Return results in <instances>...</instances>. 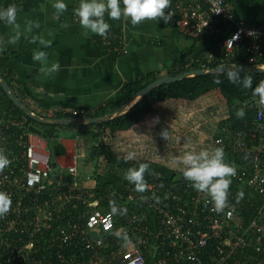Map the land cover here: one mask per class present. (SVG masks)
<instances>
[{
    "label": "built area",
    "instance_id": "obj_1",
    "mask_svg": "<svg viewBox=\"0 0 264 264\" xmlns=\"http://www.w3.org/2000/svg\"><path fill=\"white\" fill-rule=\"evenodd\" d=\"M167 11L184 34H221V45L206 53L208 59L214 58L219 49L224 55L247 51L252 53L251 64L264 66L257 60L264 54V21L239 19L230 0H174ZM108 35L102 39L109 43L107 38L119 37L118 49L125 51L123 34L109 31ZM233 37L238 39L227 45ZM260 108L259 113H264V107ZM32 111L46 118L52 115L45 107L40 112ZM68 111L78 117L88 110L83 105ZM252 124V142L232 145L233 154L240 156L232 162L237 166L232 180L246 182L261 199L230 193V207L217 213L189 181L169 183L156 171L144 193L135 192L134 185L127 184L129 198L143 200L157 213L154 232L136 209L127 210L124 224L117 227V215L111 214L110 207L100 208L101 199H92L95 190L65 180L67 175L77 178V151L70 148L54 152L47 148L48 138L25 127L26 137L18 143L20 150L6 153L12 164L0 173V191L10 193L13 201L10 213L0 218V264H146L142 245L150 243L159 249L154 264H264V116L257 115ZM4 132L0 126V147L6 148L10 139ZM229 143L223 135L214 136V147H223L225 153ZM69 155L71 162H64L61 156ZM117 205L123 207L121 202ZM245 208L251 214L241 224ZM114 230L135 237L129 241L130 246L120 245L116 262V250L111 249L114 243L109 240V236L116 239ZM43 244L49 249L48 257L39 251Z\"/></svg>",
    "mask_w": 264,
    "mask_h": 264
},
{
    "label": "crops",
    "instance_id": "obj_2",
    "mask_svg": "<svg viewBox=\"0 0 264 264\" xmlns=\"http://www.w3.org/2000/svg\"><path fill=\"white\" fill-rule=\"evenodd\" d=\"M54 2L55 0H22V2L20 0L17 3L18 8L21 9L18 12L17 22L23 28L27 20L39 21L40 28L34 29L27 38L22 36L15 45H7L3 51H0V54L4 52L13 54L14 71L12 74L15 94L39 112L41 107L53 112L55 109L68 110L83 105L101 107L112 98L119 101L122 88L135 81L140 75L159 72L162 68L167 69L169 73L175 61L184 57H192L193 60L198 54L203 53L206 55L209 50L218 48L222 42V36L219 33L188 36L179 27L163 24L162 20H149L133 26L129 20H110L106 15L105 19L111 27L122 31L126 40L125 53L114 56L100 43L99 35L91 32L84 34L85 30L81 28L78 17L74 15V9L78 7L79 0H65L68 10L59 16L52 7ZM230 2L239 19L250 23L264 21V0H230ZM11 34L12 29L0 21V38L7 41ZM32 35H43L46 40L51 41V47L44 48L39 43H32ZM37 49L48 53L49 64L59 62V72L51 76H45L40 72L42 65L33 60V51ZM38 100L44 102L45 105H41ZM157 110L149 113L146 118H159L158 115H153L155 112L158 114ZM222 119L218 121V124ZM140 123L135 129L138 132H134L135 137L138 136L139 144L142 137ZM169 129L167 127L165 131L170 133ZM121 131H119V137L123 134ZM148 131L149 134H153L150 129ZM162 132L164 131L156 133L159 135ZM67 140L69 139L63 137V144L58 148L59 152L66 151L68 147L71 148ZM182 150V153L179 151L178 155H182L186 149ZM142 159L145 158L142 157ZM170 161L169 157H166L156 162L149 161L148 165L157 163L156 166L164 169L161 170L162 172L168 169L175 170L176 178L177 175L182 174L178 172L181 170ZM87 163L91 169L85 174L84 183H77V185L95 190L92 199H102V195L99 194V196L97 192L98 189H103L104 186L102 187L101 184L107 181V177L103 173L96 174L89 159L86 160ZM119 175L123 176V172ZM162 177L164 178V175ZM232 183H235L234 180ZM248 190L257 200L261 199L253 188ZM98 207L106 209L109 204L101 201Z\"/></svg>",
    "mask_w": 264,
    "mask_h": 264
},
{
    "label": "trees",
    "instance_id": "obj_3",
    "mask_svg": "<svg viewBox=\"0 0 264 264\" xmlns=\"http://www.w3.org/2000/svg\"><path fill=\"white\" fill-rule=\"evenodd\" d=\"M33 1V0H31ZM20 2V0H3L0 1V8H5L9 4ZM22 2V0H21ZM174 0H171V3ZM163 24L178 26L176 22L171 20L168 23H165L162 20ZM110 31L112 33L122 35V31H119L117 28L111 27ZM191 36L189 34H186ZM110 37V35H108ZM107 41H104L100 36V43L106 48V50L114 55H122L124 54L123 50L118 49L121 45L119 37L110 38ZM264 48V44H263ZM218 50V49H217ZM204 54V53H203ZM198 54V56L190 58H181L173 63V67H171L169 74L174 75L183 72L189 68L195 67H219V66H227L232 63H237L240 65H250V56L252 53L247 51H237L234 54L224 55L220 52V49L217 51V54L214 58L208 59L204 54ZM13 54L10 52H4L0 54V74L5 78V80L9 83L14 93L16 92L14 89V76H13V65H12ZM257 60L259 62H264V54L259 55ZM243 71L240 72L241 77L244 75H249L252 77L253 83L252 88H244L240 83H232L227 76V72L231 69H225L219 72L213 73H202L197 75H192L188 77H184L178 80L168 81L162 84H158L151 90H149L145 95H143L139 100L135 102L128 110L122 112L119 115L113 116L111 118H104L101 120L94 121L92 123H73V122H65L61 118L62 117H72V113L65 108L55 109L52 112V115L48 117L51 119V122H47L44 127H41V122L38 120L29 117L25 111H23L3 90L2 85L0 84V126L5 128L4 135L10 139V142L7 144L12 147L11 149H6V153H11V151L15 150V152L20 150L21 140L26 137L24 134V128L29 127V125L34 124L42 129L43 132L46 133V138H55L61 139L63 137H80V133H76L75 126L83 125V133L87 132L88 136L91 139V149L89 156L85 159H91L95 165L100 164L101 157H104L109 163H111L110 171L111 175L107 177V181L103 184V189H98V195H102L101 201L104 203H108L112 197L115 198L116 202H121L123 207H126L127 210H139L140 217L142 218L144 223L150 224V229L154 232L156 230L158 215L150 208L146 202L141 199H135L128 197V188L127 184L129 183L124 179L123 176H120V168L123 167V172H126L130 167H138L139 163H149L147 159L138 160L139 162H135L136 160L125 162V159L121 156H117L115 151L113 150L112 144L108 143L105 140L106 135L116 134L120 130L128 129L130 127L136 126L138 123L143 121L146 116L158 109V104L167 99H178V98H188L194 99L200 97L201 95L217 90L224 100L226 101V106L228 108V116L222 119L219 122L220 130L215 132L216 135H223L226 142H230L227 146L226 151V160L232 163L234 159L239 160L240 156L237 154H233L232 145L240 144L241 141L251 143V136L249 132V128L253 126V120L257 117L259 111L261 110L259 106V98L253 95V90L256 85L264 80V70H258L252 67H240ZM161 76L158 72H152L150 74L140 75L135 81L132 83L125 85L122 88V96L121 100L115 101L112 98L111 101H107L101 105V107L86 105L85 108L88 110L86 113L81 112L77 114L82 117H92L101 114H105L107 111L111 112L115 109L119 108L123 104L127 103L130 98L140 89L145 87L148 83ZM39 101V100H38ZM41 105L44 102L39 101ZM45 105V104H44ZM243 109L245 115L240 118L236 115L237 110ZM92 110V111H90ZM46 116H49L46 112H44ZM77 124V125H76ZM80 125V126H81ZM225 126V130L223 127ZM67 133V134H66ZM86 139H88L86 137ZM254 140V138H253ZM257 141V139H255ZM52 151H58V147H55ZM134 163H138L135 165ZM157 163H150L149 172L146 173L145 179L149 180V177L153 175L154 172H160L164 175L165 180L167 182H182L186 180L182 174H179L175 178V170H170L162 172L161 167L156 166ZM113 170V171H112ZM171 171V172H170ZM181 172V171H178ZM182 173V172H181ZM119 175V176H118ZM65 180L69 182L74 181L73 175L65 176ZM181 180V181H180ZM235 183H232L230 187V193L239 195L240 192H243V197L247 196L253 197L256 199L248 189L250 186L246 182L234 180ZM241 184V185H240ZM99 195V196H100ZM252 198V199H253ZM253 199V200H254ZM257 200V199H256ZM193 203V202H192ZM203 205V204H201ZM205 205V204H204ZM243 215L241 224H245L247 221V217L251 214V210L245 208L241 211ZM124 216L125 215H117L116 217V226L118 227L120 223L124 224ZM147 219V220H145ZM115 231V230H114ZM135 239V237L129 236ZM140 237V234H139ZM109 240H112L114 243L111 249H115L116 253L114 260L116 262V258L119 255L120 245L122 241L119 239H112L109 236ZM47 244H43L40 246L39 251L46 254V256H50L49 249L46 247ZM125 248V247H123ZM142 248L146 254V264H154L155 259L158 256V250L155 245L150 243L147 247L142 245ZM112 252L109 251V254ZM41 255V254H39Z\"/></svg>",
    "mask_w": 264,
    "mask_h": 264
},
{
    "label": "clouds",
    "instance_id": "obj_4",
    "mask_svg": "<svg viewBox=\"0 0 264 264\" xmlns=\"http://www.w3.org/2000/svg\"><path fill=\"white\" fill-rule=\"evenodd\" d=\"M52 7L56 15L59 16L68 10L65 0H55ZM171 7V0H79V5L74 9V15L78 17V23L85 30L84 34L89 32L106 38L111 24L105 19L106 15L110 20H129L133 26L140 25L149 20H163L168 23L171 20V14L168 9ZM21 9L13 3L5 8H0V21L12 29V34L7 41L0 38V51H3L7 45H15L21 37L27 38L28 34L33 33L34 29L40 28L39 21L27 20L22 25L17 22L18 12ZM66 26V25H65ZM238 37H233L227 41V45H233V41ZM32 43H39L44 48L51 47V41L46 40L43 35H32ZM33 60L39 62L42 66L40 72L45 76H51L59 72V62L48 63V53L37 49L33 51ZM242 68L233 66L227 72L228 79L232 83H240L244 88H252V77L244 75L241 77ZM253 95L259 98V105L264 107V80H261L253 90ZM28 105V104H27ZM236 115L242 118L245 115L243 109H239ZM258 115L264 116V113ZM165 139H169L168 132H162ZM185 151L182 155L171 157V163L180 168L183 177L191 183V186L198 193H202L213 206V210L222 213L230 207L229 195L232 185V178L237 175V166L226 160V154L223 147L197 148L192 144L185 145ZM136 159V154L130 152L125 156V162ZM12 164L6 150L0 147V173ZM149 172L147 163H139L138 167H130L124 174V179L134 185V191L144 193L149 185L145 179ZM243 197V192L239 193ZM11 194L6 191H0V218L6 217L12 208ZM111 214L126 215L127 208L117 205L115 200L109 202ZM113 236L122 241V246L127 247L130 237L127 232L117 230L112 233Z\"/></svg>",
    "mask_w": 264,
    "mask_h": 264
},
{
    "label": "rangeland",
    "instance_id": "obj_5",
    "mask_svg": "<svg viewBox=\"0 0 264 264\" xmlns=\"http://www.w3.org/2000/svg\"><path fill=\"white\" fill-rule=\"evenodd\" d=\"M125 51L123 52L125 53ZM158 73L160 75L167 74V69L164 70V68H162ZM157 106L158 114L155 112L153 115H158L159 118H145L143 122L139 124L142 134L140 144L137 139L138 136L135 137L134 134L135 131L138 132V130H135L138 126L124 129V131L120 130L123 132V134H120L122 139L118 135L119 131L116 134L105 136V140L112 144L113 150L117 156H121L125 159L128 153L134 152L136 154L135 162H139L138 160H141L142 157L149 161L156 162L166 157H169V160H171V157L178 155L179 151L182 153V149L185 148L186 144L194 145L197 150L201 148H214L213 134L220 130L218 121L228 116L225 100L217 90L209 91L200 97L190 100H188V98H170L160 102ZM19 107L25 111L23 107ZM46 123L47 122H41L40 126L44 127ZM206 123L208 125H205ZM80 125H77L79 126L78 128L76 126L74 127L76 130L75 132L80 133V137L64 138L69 139L67 140V142H69L67 144L77 151L78 172L77 178L74 179L73 183L83 184L85 181V174L91 169L90 165L88 163L86 164L85 160L90 153L91 139L86 131L83 133L82 128L84 126ZM165 126L170 128V133H168L169 139H165L162 134L158 135L156 133L157 131H165L167 128L164 129ZM148 129H150L153 134H149ZM86 137L88 139H86ZM47 140V148L49 146L52 150L55 147L60 148L62 144L59 139L48 138ZM63 158L66 163L71 161V155L67 158ZM89 163L91 167L94 166L93 168L96 174L103 173L106 177L111 175V163L104 157H101L100 164L98 165H95L91 159H89ZM135 165H138V163H135ZM119 168V171L122 173L123 167ZM102 185L103 184H101V186ZM128 246H130V244H128Z\"/></svg>",
    "mask_w": 264,
    "mask_h": 264
},
{
    "label": "water",
    "instance_id": "obj_6",
    "mask_svg": "<svg viewBox=\"0 0 264 264\" xmlns=\"http://www.w3.org/2000/svg\"><path fill=\"white\" fill-rule=\"evenodd\" d=\"M238 66V67H252L256 68L258 70H264V66H255L253 64L250 65H240L237 63H232L227 66H219V67H195V68H189L184 70L181 73L171 75L169 73L161 75L148 83L145 87L142 89L138 90L131 98L130 100L120 106L119 108L115 109L114 111H111L106 114H101L97 116H92L89 118L78 116V117H62L61 119L65 122H73V123H92L97 120H101L104 118H111L113 116L119 115L122 112L128 110L132 105L135 104L137 100H139L143 95H145L149 90L157 86L158 84H162L168 81H173V80H178L184 77L192 76V75H197V74H202V73H213V72H219L225 69H232L233 66ZM0 84L2 85L3 90L6 92V94L18 105L24 108L25 112L32 117L35 120L42 121V122H51V119L43 117L36 112H33L31 107L27 105L21 98H19L14 91L12 90L11 86L9 83L5 80V78L0 74ZM135 99V100H134ZM30 129L41 133L44 137H46V133L42 131L41 128L38 126H35L34 124H31Z\"/></svg>",
    "mask_w": 264,
    "mask_h": 264
},
{
    "label": "bare ground",
    "instance_id": "obj_7",
    "mask_svg": "<svg viewBox=\"0 0 264 264\" xmlns=\"http://www.w3.org/2000/svg\"><path fill=\"white\" fill-rule=\"evenodd\" d=\"M135 100V99H134Z\"/></svg>",
    "mask_w": 264,
    "mask_h": 264
}]
</instances>
